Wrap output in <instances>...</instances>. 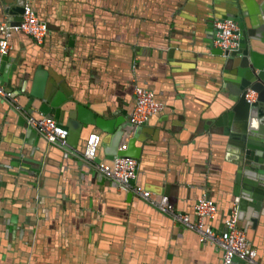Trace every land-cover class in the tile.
Here are the masks:
<instances>
[{
	"label": "crops",
	"instance_id": "0c3cea01",
	"mask_svg": "<svg viewBox=\"0 0 264 264\" xmlns=\"http://www.w3.org/2000/svg\"><path fill=\"white\" fill-rule=\"evenodd\" d=\"M249 1L262 21L264 0ZM23 2L0 0V26L14 22L10 12ZM233 4L33 0L50 32L42 45L26 34L13 36L6 64L17 70L6 89L21 94L25 108L41 76L45 94L61 91L67 107L79 101L116 121L113 133L84 129L81 150L95 131L109 144L135 109L134 86L151 87L167 109L137 141L138 182L156 201L167 195L178 213L193 219L205 194L228 213L242 149L217 125L232 103L217 82L222 58L207 41L216 36L214 20ZM25 113L0 97V264H222L217 245L201 242L156 203L105 178L84 149L77 155L42 137L38 149L26 142ZM135 134L123 130L120 143ZM251 216L249 208L240 225L264 264V212ZM222 220L212 222L217 231Z\"/></svg>",
	"mask_w": 264,
	"mask_h": 264
},
{
	"label": "water",
	"instance_id": "95a60500",
	"mask_svg": "<svg viewBox=\"0 0 264 264\" xmlns=\"http://www.w3.org/2000/svg\"><path fill=\"white\" fill-rule=\"evenodd\" d=\"M231 2L234 3L231 7L234 6L235 9L233 10L228 7V10H224V12H222L220 17L217 19H231L239 23L238 48L224 53L221 49L214 47V40L216 39V36L214 39L207 41L213 55L222 58L219 62L220 68L217 82L221 93H227V102L232 103L230 107L217 119V125L225 128L224 134L229 137L230 143H234L242 149L239 156V162L237 164V170L235 173L236 179L234 182L235 185L232 192L235 199L230 204V211L228 213L222 212L218 203L213 200L209 194L204 195L208 199L215 201L218 206V214L216 218L205 219L206 224L215 227L212 222L218 218L221 220L223 219V230H225V220L231 215L235 204H237L238 207V217L240 221L244 220L245 217L248 216L249 208L252 209L251 218L253 219H256V216L259 215V213L264 212V12L261 13V21V18H259L260 12L256 13L257 10H255L254 5L249 0H239L238 2L237 0H231ZM23 13L24 2L22 4L19 3L10 12V14L14 15L15 18H13L14 22H9V25H19L22 21ZM40 19L45 21L42 18ZM216 20H214V26ZM46 23L48 24V22ZM213 31L217 33L216 28L213 29ZM7 61H9V57L5 56L3 58L1 69L3 74L2 83L5 89L9 87L8 84L12 82L13 76L17 70L16 65H13V67L7 66ZM44 81V78L41 76L39 80H36L35 88L28 93L29 101L24 108V112L26 111V115H34L38 117L45 116L55 119L61 126L69 131V135L65 144L61 141L49 142L40 134L36 127L32 126L26 120L24 125L26 127V131L28 132L26 142H28L30 138L31 145H33V147H37L36 145L42 137L50 145H59L66 151L72 150L77 155H81L80 152L82 153L83 149L84 152L86 150L89 136L92 133H98L96 131L91 132L84 140L83 148L80 150L79 147L83 139L84 129L92 125L103 132L113 133L116 124L115 120L107 118L106 115H100L92 111L88 105H84L79 101H75V105L72 108L67 107L68 98L65 97L61 91H58L54 95L45 94V90L43 88L45 83ZM136 86L151 89L156 94V91L149 86L136 84L134 89ZM249 90L257 92V98L254 102H250L246 97ZM6 91H10L14 95H17L20 98V103L22 105L21 94L8 89H6ZM156 98L165 106L163 112L160 113L162 114L166 111L167 105L165 102L159 100L157 94ZM36 100L40 101L38 108L34 105ZM133 111L134 109L132 110L130 116L126 118L125 123L120 126L119 130L113 136V139L109 144H106L102 135L98 133L100 136V142L97 148L96 158L93 162L97 164L101 162L113 164L114 160L118 157L133 158L138 163L137 174L139 175L141 147L137 146V141L144 127L149 124L151 119L160 114L153 116L148 122L142 125H136L132 122ZM121 120L122 119H119L118 122H121ZM123 130H126L128 133L136 130V134L131 138V140H128L129 142H127V140H122L123 142L120 143V137ZM103 153L105 155L104 157L101 156ZM243 176H245L243 181L245 184L242 188L239 184ZM104 177L107 178L106 176ZM131 184L141 185L140 182H138V178L133 180ZM141 186H143L144 189L150 190L144 185ZM150 191L153 192V190ZM153 193V199L156 200V197L158 196L155 195V192ZM163 196L165 195L159 197L157 202H160ZM194 215L195 219L189 215L193 221L197 220L195 212ZM250 245L253 247L251 242ZM238 260L239 259H236L235 261Z\"/></svg>",
	"mask_w": 264,
	"mask_h": 264
},
{
	"label": "built area",
	"instance_id": "2783aa9c",
	"mask_svg": "<svg viewBox=\"0 0 264 264\" xmlns=\"http://www.w3.org/2000/svg\"><path fill=\"white\" fill-rule=\"evenodd\" d=\"M217 29L214 47L221 49L224 53L236 50L239 46V23L231 19H217ZM15 33H24L33 38L39 44H44L49 34L48 24L41 20L33 0H24V13L19 25L10 26L4 22L0 26V97L8 100L18 111L24 112L20 98L10 91H6L2 83V62L5 56L10 54V39ZM135 94L137 103L132 115V122L142 125L148 122L153 116L163 112L165 106L156 98L153 90L136 86ZM247 99L254 102L257 92L249 90ZM28 122L36 127L40 134L49 142L61 141L66 143L69 131L61 126L55 119L45 116L27 115ZM100 142L98 133H92L88 140L84 156L94 161L97 155V148ZM138 163L129 157H118L113 164L101 162L97 164L98 170L108 179L113 180L123 188L131 189L143 199L156 203L165 213L171 214L175 220L183 224L187 229L198 233L201 242L217 245L223 251L222 264H234L236 259L248 264H260L258 251L251 247L246 231L240 225L237 204L234 205L231 215L225 220V230L217 231L212 225H208L205 219H215L218 214V206L215 201L203 196L195 206L197 220H192L188 214L178 213L171 198L163 196L160 202L153 199L154 193L144 189L141 185H133L131 182L138 178Z\"/></svg>",
	"mask_w": 264,
	"mask_h": 264
}]
</instances>
